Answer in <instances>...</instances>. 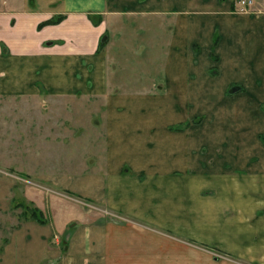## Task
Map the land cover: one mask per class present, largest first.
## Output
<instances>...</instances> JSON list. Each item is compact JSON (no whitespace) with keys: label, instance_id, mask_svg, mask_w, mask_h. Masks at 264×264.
Returning a JSON list of instances; mask_svg holds the SVG:
<instances>
[{"label":"crops","instance_id":"0c3cea01","mask_svg":"<svg viewBox=\"0 0 264 264\" xmlns=\"http://www.w3.org/2000/svg\"><path fill=\"white\" fill-rule=\"evenodd\" d=\"M254 2L0 0V97L103 102V151L36 179L132 219L85 212L72 225L71 210L32 187L25 197L45 213L49 199L52 222L0 236V264H264V0ZM133 85L147 88L124 90ZM14 183L0 176V211Z\"/></svg>","mask_w":264,"mask_h":264},{"label":"rangeland","instance_id":"374dc122","mask_svg":"<svg viewBox=\"0 0 264 264\" xmlns=\"http://www.w3.org/2000/svg\"><path fill=\"white\" fill-rule=\"evenodd\" d=\"M126 87L124 90L129 91L147 88L144 85ZM78 100L58 98L45 107L44 99L41 98L0 97V176L15 182L13 192L17 201H22L24 197L27 203L37 206L24 195L32 187L47 196H55L59 200L57 208L61 212L71 210L72 225L77 224L80 221L78 217L85 216V212L95 217L106 216L110 221L132 220L56 184L36 179V175L41 172L47 175L51 170L59 178L73 171H81L89 157H96L103 151V102L97 98ZM27 169L30 173L26 172ZM14 206L13 203L10 210L0 211V236L4 239L14 228L27 221L22 216L24 209ZM44 207V213L52 222L47 198ZM215 256L221 257L219 254Z\"/></svg>","mask_w":264,"mask_h":264},{"label":"trees","instance_id":"16d2710c","mask_svg":"<svg viewBox=\"0 0 264 264\" xmlns=\"http://www.w3.org/2000/svg\"><path fill=\"white\" fill-rule=\"evenodd\" d=\"M91 21L93 22V24L98 25L101 23L102 21V16L101 15H89ZM65 18V16L60 15L58 17H54L50 20H47L43 23H41L39 25V29H41L42 27H44L45 25H49V24H58L60 23L63 19ZM108 40V34L105 33L100 40V45L99 48L104 47L107 44ZM218 39L217 37L215 38V44L217 43ZM191 124V122H187L185 124H181L178 127H171L172 129H176V130H180L184 127H188ZM16 198V199H15ZM13 203H14V207L17 208H23L24 211L22 213V216L24 217V220H29V219H33L36 220L37 222H39L40 224H48L51 222L50 218H48L46 216V214L44 213L43 210H41L40 208H38L37 206L33 205V203H27L25 198L22 197V201H17V197L15 196L13 199ZM16 203V204H15ZM19 227V226H17Z\"/></svg>","mask_w":264,"mask_h":264},{"label":"built area","instance_id":"2783aa9c","mask_svg":"<svg viewBox=\"0 0 264 264\" xmlns=\"http://www.w3.org/2000/svg\"><path fill=\"white\" fill-rule=\"evenodd\" d=\"M238 4L242 10H248L255 4V2L254 0H238Z\"/></svg>","mask_w":264,"mask_h":264}]
</instances>
